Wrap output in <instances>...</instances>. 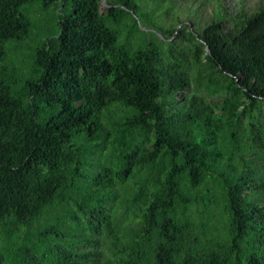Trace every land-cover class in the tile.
Segmentation results:
<instances>
[{"label": "trees", "instance_id": "1", "mask_svg": "<svg viewBox=\"0 0 264 264\" xmlns=\"http://www.w3.org/2000/svg\"><path fill=\"white\" fill-rule=\"evenodd\" d=\"M100 1L0 0V264H264V3L175 53Z\"/></svg>", "mask_w": 264, "mask_h": 264}, {"label": "rangeland", "instance_id": "2", "mask_svg": "<svg viewBox=\"0 0 264 264\" xmlns=\"http://www.w3.org/2000/svg\"><path fill=\"white\" fill-rule=\"evenodd\" d=\"M138 4L142 7V10L146 12L151 20V24L156 27H162L165 29L174 28V51L175 53H179L182 49H187V43L181 41L179 38L181 33H186L189 28L186 27L188 25L190 29H192L194 35L195 28L201 30V26L211 19L216 20L219 16V12L217 9V4L214 0H136ZM264 0H220V10L222 13L227 16H231L238 12L240 9H243L247 12H253L259 5L263 4ZM108 10V6L106 4V0H101L99 4V12L106 13ZM34 18H39L40 14H33ZM128 24V22H126ZM41 27V26H40ZM199 27V28H198ZM43 28V27H41ZM45 28V27H44ZM141 29H143L140 26ZM145 29V28H144ZM124 30V29H123ZM180 30L181 33L176 35V32ZM148 31L153 32V29H148ZM161 36L159 33H157ZM133 38L130 43L133 47L141 42V35L134 33ZM147 38H152L148 36ZM120 39H123V34H121ZM168 40L163 39V42L166 43ZM168 47L163 45L162 50L166 52ZM184 52H187L184 50ZM165 58L170 60L169 54L165 55ZM12 61L19 66L18 61H22L23 63L27 62V58L24 55L15 54L12 56ZM17 59V60H16ZM191 78H194L196 75V71L194 69L188 72ZM261 114L264 115V103L261 105ZM261 118V116H259ZM210 190V185L206 187H202L199 189V194H207ZM211 195V194H210ZM201 206H194L191 210L192 219L197 225V233L201 234L205 231V238H211L215 234V230L219 228L221 223L220 218V206L215 205L210 207V209L206 213H201ZM205 223V229L200 227V223ZM92 249V248H91ZM101 250L105 255H108L106 247H101Z\"/></svg>", "mask_w": 264, "mask_h": 264}, {"label": "water", "instance_id": "3", "mask_svg": "<svg viewBox=\"0 0 264 264\" xmlns=\"http://www.w3.org/2000/svg\"><path fill=\"white\" fill-rule=\"evenodd\" d=\"M205 50H206V51H208V49H207V48H206Z\"/></svg>", "mask_w": 264, "mask_h": 264}]
</instances>
